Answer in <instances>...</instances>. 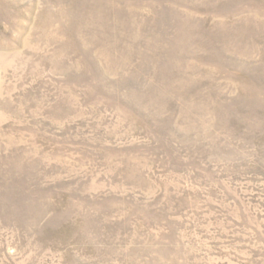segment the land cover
Returning a JSON list of instances; mask_svg holds the SVG:
<instances>
[{"label":"rangeland","instance_id":"1","mask_svg":"<svg viewBox=\"0 0 264 264\" xmlns=\"http://www.w3.org/2000/svg\"><path fill=\"white\" fill-rule=\"evenodd\" d=\"M0 264H264V0H0Z\"/></svg>","mask_w":264,"mask_h":264}]
</instances>
